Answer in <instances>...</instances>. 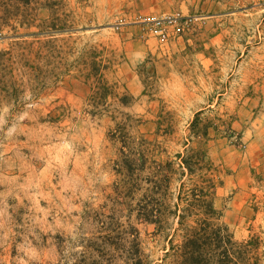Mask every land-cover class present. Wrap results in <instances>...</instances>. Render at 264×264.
<instances>
[{
    "label": "rangeland",
    "instance_id": "rangeland-1",
    "mask_svg": "<svg viewBox=\"0 0 264 264\" xmlns=\"http://www.w3.org/2000/svg\"><path fill=\"white\" fill-rule=\"evenodd\" d=\"M198 152L264 264V0H0V264H171L178 217L140 211Z\"/></svg>",
    "mask_w": 264,
    "mask_h": 264
},
{
    "label": "trees",
    "instance_id": "trees-1",
    "mask_svg": "<svg viewBox=\"0 0 264 264\" xmlns=\"http://www.w3.org/2000/svg\"><path fill=\"white\" fill-rule=\"evenodd\" d=\"M207 136V131L199 133ZM203 153L198 152L192 157L179 155L182 158L181 174L197 176L190 190L183 194L185 184L181 185L178 203L170 211L168 193L166 188L173 175V163L160 164L154 172L152 181L150 205L146 204L140 211L141 216L159 230L164 228V220L171 216L178 217V223L184 231L183 239L177 245L171 246L166 256L171 264H240L243 252L234 249L237 243L234 236L229 233L228 227L219 225L220 212L215 207L214 181L208 167H204ZM185 202L184 209L180 204ZM193 220V225L189 224ZM136 264H145L143 259Z\"/></svg>",
    "mask_w": 264,
    "mask_h": 264
},
{
    "label": "built area",
    "instance_id": "built-area-1",
    "mask_svg": "<svg viewBox=\"0 0 264 264\" xmlns=\"http://www.w3.org/2000/svg\"><path fill=\"white\" fill-rule=\"evenodd\" d=\"M141 22L144 23V24H150V23L152 22V23H154L156 26H158V25H161L162 22H165V21H163V20L152 21L151 19H145V20H142ZM156 32H158L159 34H162V35L164 34V33H163V30L160 29V28L156 29Z\"/></svg>",
    "mask_w": 264,
    "mask_h": 264
}]
</instances>
